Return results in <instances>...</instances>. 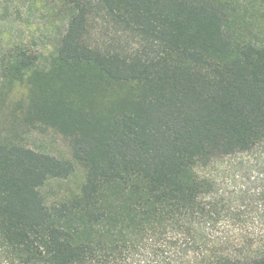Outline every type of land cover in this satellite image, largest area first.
Instances as JSON below:
<instances>
[{"label":"trees","instance_id":"trees-1","mask_svg":"<svg viewBox=\"0 0 264 264\" xmlns=\"http://www.w3.org/2000/svg\"><path fill=\"white\" fill-rule=\"evenodd\" d=\"M246 2L65 0L49 49L0 33V78L26 88L0 92V264H264V234L251 250L218 232L235 210L209 173L264 151V24ZM99 12L135 45L96 38ZM17 120L73 160L15 139ZM75 165L79 191L47 204L39 188Z\"/></svg>","mask_w":264,"mask_h":264},{"label":"rangeland","instance_id":"rangeland-1","mask_svg":"<svg viewBox=\"0 0 264 264\" xmlns=\"http://www.w3.org/2000/svg\"><path fill=\"white\" fill-rule=\"evenodd\" d=\"M63 3L65 0H0L3 44L24 42L37 48L52 47L66 23ZM245 6L247 21L264 24V0H247L240 7L242 12ZM97 14L93 27L96 38L111 47L135 45L132 37L116 30L101 12ZM0 92L19 98L26 88L19 83L11 88L0 78ZM14 123L16 127L9 133L15 139L22 140L34 150L73 160L69 140L55 129L38 123L34 126L20 125L19 120ZM209 170L218 180L217 189L221 198L235 210L225 218L226 224L218 228V232L230 237H250V245L254 244L251 250H254L259 242L257 236L264 234V151L222 158ZM84 175V168L75 165L69 177L50 179L39 191L47 204H56L79 191Z\"/></svg>","mask_w":264,"mask_h":264}]
</instances>
